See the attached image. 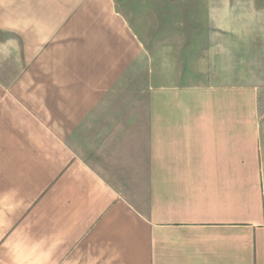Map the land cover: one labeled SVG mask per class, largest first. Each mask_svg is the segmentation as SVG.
I'll list each match as a JSON object with an SVG mask.
<instances>
[{"label": "crops", "instance_id": "0c3cea01", "mask_svg": "<svg viewBox=\"0 0 264 264\" xmlns=\"http://www.w3.org/2000/svg\"><path fill=\"white\" fill-rule=\"evenodd\" d=\"M141 54L113 0H0V264H264L253 102Z\"/></svg>", "mask_w": 264, "mask_h": 264}, {"label": "rangeland", "instance_id": "374dc122", "mask_svg": "<svg viewBox=\"0 0 264 264\" xmlns=\"http://www.w3.org/2000/svg\"><path fill=\"white\" fill-rule=\"evenodd\" d=\"M113 2L140 41V71L133 75L140 97L148 70L157 79L167 71L180 86L200 87L182 90L189 95L222 90L234 95L236 111L252 110V101L264 129V0Z\"/></svg>", "mask_w": 264, "mask_h": 264}]
</instances>
